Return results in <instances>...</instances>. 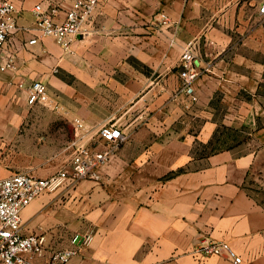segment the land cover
<instances>
[{"label": "crops", "instance_id": "crops-1", "mask_svg": "<svg viewBox=\"0 0 264 264\" xmlns=\"http://www.w3.org/2000/svg\"><path fill=\"white\" fill-rule=\"evenodd\" d=\"M15 1L19 23L33 27L40 0ZM263 1L103 0L69 51L43 37L20 50L16 69L0 72V152L38 121L67 137L83 122V141L97 148L105 123L127 134L98 178L68 182L23 209L24 232L45 236L47 256L78 233L91 240L71 264H234L195 251L207 236L228 241L239 264H264ZM189 42L196 101L180 89ZM33 79L56 102L48 114L27 102ZM244 131L256 147L244 146ZM2 166V177L14 173L9 159Z\"/></svg>", "mask_w": 264, "mask_h": 264}, {"label": "built area", "instance_id": "built-area-1", "mask_svg": "<svg viewBox=\"0 0 264 264\" xmlns=\"http://www.w3.org/2000/svg\"><path fill=\"white\" fill-rule=\"evenodd\" d=\"M102 1L40 0L32 8L35 24L31 27L19 23L23 10L15 0H0V72L16 69L20 50L38 43L43 37L54 39L65 51H69L74 39L89 32L91 18ZM260 11L264 12V1ZM163 21L167 22L165 16ZM25 33H30L31 37L25 39ZM195 57V47L189 42L181 56L183 74L180 89L192 101L198 99L193 87L199 73L194 64ZM27 102L29 105L57 106L46 83L41 79H33L27 86ZM76 128L78 131L71 144L73 153L68 168L47 176L17 171L0 177V264H71L81 249L80 245L90 242V234L82 238L75 233L70 246L53 250L47 256L45 236L27 234L23 228L22 211L35 198L63 187L68 182L98 178L100 166L127 139V134L119 125L108 122L97 131V138L103 141V146L97 148L83 141V122H79ZM195 251L204 256H224L234 264L243 260L228 241L207 236L199 239Z\"/></svg>", "mask_w": 264, "mask_h": 264}, {"label": "rangeland", "instance_id": "rangeland-1", "mask_svg": "<svg viewBox=\"0 0 264 264\" xmlns=\"http://www.w3.org/2000/svg\"><path fill=\"white\" fill-rule=\"evenodd\" d=\"M45 106L41 108V112L53 111L54 107ZM75 138L64 136V130L56 127L46 128L43 121H38L36 127H22L17 134L8 137L9 148L0 152V158L9 159L14 165L10 168L13 172L31 169L37 175H48L64 169V144L66 141L72 144ZM240 138L244 140L245 147L258 145L248 131H244ZM102 143L103 141L97 138L96 144ZM28 165L33 168H27ZM0 169L4 170L6 167L2 166Z\"/></svg>", "mask_w": 264, "mask_h": 264}]
</instances>
